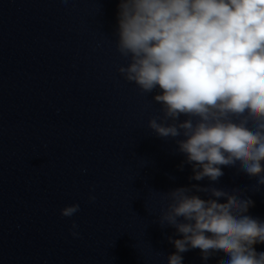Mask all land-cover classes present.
Here are the masks:
<instances>
[{
	"label": "clouds",
	"instance_id": "clouds-1",
	"mask_svg": "<svg viewBox=\"0 0 264 264\" xmlns=\"http://www.w3.org/2000/svg\"><path fill=\"white\" fill-rule=\"evenodd\" d=\"M118 9L116 47L128 60L118 71L142 93L160 90L153 100L162 115L148 127L161 138L184 137L175 142L192 165L190 179L218 181L221 166L239 162L264 185V0H119ZM167 195L159 223L182 235L169 237L176 252L168 264H182L190 249L205 261L222 251L219 264H264L254 247L264 243V222L246 214L250 199L199 185ZM79 211L71 204L60 214Z\"/></svg>",
	"mask_w": 264,
	"mask_h": 264
}]
</instances>
